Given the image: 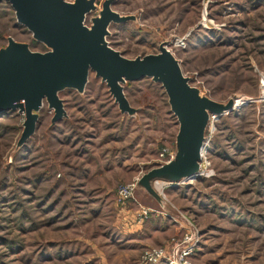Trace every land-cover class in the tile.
Segmentation results:
<instances>
[{
    "label": "rangeland",
    "instance_id": "rangeland-1",
    "mask_svg": "<svg viewBox=\"0 0 264 264\" xmlns=\"http://www.w3.org/2000/svg\"><path fill=\"white\" fill-rule=\"evenodd\" d=\"M111 9L135 16L109 25L111 48L131 59L163 44L191 86L233 106L209 114L192 178L157 181L176 215L147 207L142 220V205L121 199L118 187L172 158L178 123L160 83L124 84L137 109L129 116L89 71L82 93H58L66 116L52 123L44 101L19 146L24 114L1 112L0 264H170L146 262L144 250L170 254L184 237L191 264H264V0H113ZM15 23L10 4L0 1V47L11 36L46 51ZM135 194L157 207L141 189ZM153 222L166 228L164 239L138 231Z\"/></svg>",
    "mask_w": 264,
    "mask_h": 264
},
{
    "label": "water",
    "instance_id": "water-1",
    "mask_svg": "<svg viewBox=\"0 0 264 264\" xmlns=\"http://www.w3.org/2000/svg\"><path fill=\"white\" fill-rule=\"evenodd\" d=\"M2 1V0H0ZM14 11L16 24L30 33L32 40L46 51H33L26 42L7 37L0 47V113L18 110L24 114L23 130L17 145L34 132L38 113L47 102L54 110L52 123L66 116L58 93L64 89L84 91L89 71L106 83L121 113L133 116L123 92L124 84L150 78L163 87L178 130L172 158L150 168L136 182L133 197L144 207L175 211L155 190L158 180L177 183L192 178L199 169L200 151L205 139L209 114H222L233 106V99L220 103L203 95L189 84L179 61L163 45L159 52L126 58L108 45L106 37L111 23L135 20L134 15H120L111 9L113 0H103L96 16V0H5ZM141 189L157 207L144 205L135 192ZM183 219V218H182Z\"/></svg>",
    "mask_w": 264,
    "mask_h": 264
},
{
    "label": "built area",
    "instance_id": "built-area-1",
    "mask_svg": "<svg viewBox=\"0 0 264 264\" xmlns=\"http://www.w3.org/2000/svg\"><path fill=\"white\" fill-rule=\"evenodd\" d=\"M137 181H132L127 184H121L118 187V195L121 199H133V192ZM157 182H155L156 184ZM149 209L140 206L137 212L139 220L148 213ZM193 251V246L190 243L189 237H184L182 240L175 242L174 250L170 254H166L164 249L159 246H151L144 250V260L149 263H156L161 259H166L170 264H191L189 256Z\"/></svg>",
    "mask_w": 264,
    "mask_h": 264
},
{
    "label": "crops",
    "instance_id": "crops-1",
    "mask_svg": "<svg viewBox=\"0 0 264 264\" xmlns=\"http://www.w3.org/2000/svg\"><path fill=\"white\" fill-rule=\"evenodd\" d=\"M135 207V210L138 208V206L136 205V206H134ZM135 210H134V212H135ZM164 220V219H163ZM142 228H144V232H149V233H152V232H154L155 234H153L157 239H160V240H162V239H164L165 238V236L163 235V234H165L166 233V228H163V226L162 225H160L159 226V224L157 223V222H153L152 223V228H150V227H148V226H144V227H142V226H139L138 227V231H143V229ZM161 235V236H160Z\"/></svg>",
    "mask_w": 264,
    "mask_h": 264
},
{
    "label": "trees",
    "instance_id": "trees-1",
    "mask_svg": "<svg viewBox=\"0 0 264 264\" xmlns=\"http://www.w3.org/2000/svg\"><path fill=\"white\" fill-rule=\"evenodd\" d=\"M3 1H5V0H2V2H3ZM5 2H6V1H5ZM6 3H8V2H6ZM14 26H15V27H23V26H20V25H18V24H16V23L14 24ZM31 41H32V43H33L32 45H34L35 47H36L37 45H42V44H40V43H38V42H35L34 40H31ZM42 46H43V45H42ZM43 47H44V46H43ZM44 48H45V47H44Z\"/></svg>",
    "mask_w": 264,
    "mask_h": 264
},
{
    "label": "bare ground",
    "instance_id": "bare-ground-1",
    "mask_svg": "<svg viewBox=\"0 0 264 264\" xmlns=\"http://www.w3.org/2000/svg\"><path fill=\"white\" fill-rule=\"evenodd\" d=\"M242 100L238 99L236 102L237 104H239ZM158 190H160L162 188L161 183H157L155 186Z\"/></svg>",
    "mask_w": 264,
    "mask_h": 264
}]
</instances>
